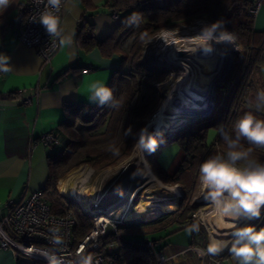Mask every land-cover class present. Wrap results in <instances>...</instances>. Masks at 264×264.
I'll use <instances>...</instances> for the list:
<instances>
[{"label":"trees","instance_id":"16d2710c","mask_svg":"<svg viewBox=\"0 0 264 264\" xmlns=\"http://www.w3.org/2000/svg\"><path fill=\"white\" fill-rule=\"evenodd\" d=\"M251 2L252 0L106 2L111 10L117 9L123 19L111 36L97 40L91 32L82 38V46L86 50L98 47L106 56L117 54L121 56V61L107 86L112 89L113 98L103 105L100 100L95 105L84 102L67 103L65 106L67 117L59 125L66 141L62 140L60 149H52L53 155L49 157L50 174L45 195L52 191L49 202L54 214L63 216L65 213H71L74 216L76 228L73 238L76 245L89 235L94 227L93 220L89 214L84 213L78 201L58 194L56 189L58 182L60 181L58 188L60 187L64 193L66 179L79 170L73 169L74 167L86 164L97 171L104 170L131 156L146 121L163 102V97L155 84L162 81L165 73L157 64L143 59L148 43L166 27L189 24L195 18L206 17L212 24L224 21L221 29L229 30L236 44L247 49L249 55L240 72L229 79L228 87L221 88L226 92L227 98L222 104L218 123L207 124L199 131L179 138H184L186 154L183 164L174 175L171 176L168 169L159 164L158 172L166 183L183 184L182 203L180 207L166 206L159 213L142 214L130 219L131 221H127L130 225L119 227L116 233L109 235L96 255L103 256L106 264H156L153 249L146 237L174 224L186 227L192 222V215L201 206L190 203L191 194L196 189L194 181L200 164L220 150L226 151L220 134L221 126L222 133H227L234 139L232 125L245 112L251 111L257 119L264 120V114L256 111L255 107L251 108L245 104L257 90V85L251 78L264 66V32L257 33L254 29V18L248 15ZM133 12L142 14L139 26H129L125 22ZM79 34L81 35V31ZM211 129H214L217 135L209 142ZM241 143L245 147L250 146L243 139ZM252 147L253 157L264 161V147ZM114 150H118V154H115ZM71 170L74 171L69 173ZM114 243L119 249L109 253L108 247Z\"/></svg>","mask_w":264,"mask_h":264},{"label":"crops","instance_id":"0c3cea01","mask_svg":"<svg viewBox=\"0 0 264 264\" xmlns=\"http://www.w3.org/2000/svg\"><path fill=\"white\" fill-rule=\"evenodd\" d=\"M27 1L12 0L0 13V54L9 57L11 67V71L0 75V216L9 211V201H23L31 192L48 185L49 157L53 153L39 138L54 133L65 142L59 125L67 117L66 104L95 105L99 98L93 96L92 86H108L121 61L120 55L106 56L98 47L86 50L82 38L92 32L97 40H104L115 32L122 16L118 21L113 18L115 8L108 7V0H68L60 29L64 43L51 63L43 68L36 49L22 44L17 35L23 23L20 13ZM253 21L255 31L264 32V4ZM259 69L264 88V66ZM260 112L264 114V110ZM161 164L166 167L164 161ZM202 219L217 233L227 232L224 241L212 234L213 243L230 241L235 229L250 223L242 218L238 221L216 220L211 216ZM260 228H264V221L257 229ZM146 238L152 244L156 264H215L217 261L237 264L228 248L219 253L208 251L209 239L200 220H192L186 227L174 224ZM116 251L115 246L109 252ZM0 264L35 262L3 249L0 241Z\"/></svg>","mask_w":264,"mask_h":264},{"label":"clouds","instance_id":"9594fccd","mask_svg":"<svg viewBox=\"0 0 264 264\" xmlns=\"http://www.w3.org/2000/svg\"><path fill=\"white\" fill-rule=\"evenodd\" d=\"M11 3L12 0H0V13ZM60 4L61 0H46L45 8L39 14V22L50 35H60V17L56 15ZM141 20L142 14L133 12L125 22L129 26H139ZM224 23L216 21L203 31L202 39L205 44L212 40L216 30L221 29ZM233 39L232 33L226 29L221 30L219 41L231 42ZM8 60L9 57L0 54V72L11 71ZM92 87L93 96L99 98L101 105L112 100L113 92L109 87L102 84H94ZM256 98L260 101L256 111L264 110V91L258 92ZM222 129L223 126L220 128V134L226 151L209 156L199 167L200 181L207 189L205 198L212 202L221 220L224 217L234 221L241 218L248 221L260 218L264 209V161L253 157L252 146L264 147V120L257 119L251 111L245 112L232 125L234 139L227 133H222ZM241 139L247 141L250 146L245 147ZM156 143L153 133H149L147 128L141 130L138 147L154 150ZM114 152L118 154V150ZM240 162H243L242 166ZM231 237L230 241L214 243L208 251L219 253L228 248L237 264H264V228L258 230L255 224L249 223L235 229ZM51 264H58V261L53 259Z\"/></svg>","mask_w":264,"mask_h":264},{"label":"rangeland","instance_id":"374dc122","mask_svg":"<svg viewBox=\"0 0 264 264\" xmlns=\"http://www.w3.org/2000/svg\"><path fill=\"white\" fill-rule=\"evenodd\" d=\"M117 10V9H116ZM206 17H200V18H195L193 19L191 22H189V24H179L176 26H170V27H166L164 28V30H162L161 32H159L155 38L148 43L147 47H146V52L144 54L143 59L147 62H153L155 64H157V66H159L165 73V76L163 77L161 82H158L155 84V86L159 89L160 91V95L163 97V102L162 104L165 102V95L168 92V89H170L171 87H173V85L175 84V82H177L180 78L179 73L181 72L180 69L176 68V66H174V64H171L170 62H167V60L164 57H158L156 55V51L158 49V47L163 43H165V41L167 40L166 37H171V38H176L179 37V35H183V34H196V33H201L202 29H206L208 26H210L211 24L208 23L205 19ZM206 21V22H205ZM141 28H144V26H141ZM222 29H218L216 30L215 34L217 36L220 35ZM227 30V29H226ZM229 32V30H227ZM230 33V32H229ZM214 34V35H215ZM249 53L248 50L245 49L243 46H239L238 48V52H233V56L230 57V65L228 66V73L225 77V79L222 82L217 83L218 85L216 86V88H214V90L211 91L210 94V102L211 104H213L212 109L207 110V113L198 115L196 117H194L192 120L188 121V123H186L185 125H182L181 127L175 129V131L173 132L172 135H165V136H160V137H155V140L157 141L156 146L154 148V150L149 149L144 147V149H146V151H144V156H145V163L144 166H149L152 170V173L155 174L158 183L155 181L153 183V185L157 186V187H161L162 184H164L167 187H175V186H179L181 188V201L177 204L179 205L178 207H180V203H182L183 200V194H184V187L183 184H168L166 183L161 177L160 174L158 172V168H159V164H161V161L166 165V167H164L165 169H168L169 174L172 176L174 175L177 170L179 169V167L183 164L184 162V157L186 154L185 151V147H184V138H181L182 136L185 135H189L191 133H194L196 131H199L201 128L205 127L207 124L209 125H215L218 123L219 121V115L220 112L222 110V104L224 103L225 99L227 98L226 92H223L221 88H227L228 87V82L229 79L233 76H235L238 72H240V69L242 68V66L247 62V57H248ZM260 72L258 71L256 74H254L251 78L252 82L256 83V94L253 95V97L249 98L245 104L248 107L251 108H256V104L257 102H259L256 98V95L258 92L260 91H264L263 88V81L260 78ZM162 104L160 105V107L156 110V112L150 116V118H148V120L146 121V125L145 128H147L149 133H154L155 130V124H153V118L155 117L156 113L159 112ZM263 112V110H261ZM264 116V115H263ZM144 128V129H145ZM141 133V132H140ZM140 133L138 135V140L140 138ZM217 135L216 131L214 129H211L209 131V142H211L212 140H214L215 136ZM177 139V140H176ZM138 140L136 142V144L133 147V151L132 154L129 158L122 160L121 163L112 166L108 169H100V170H95L93 169L91 166L89 165H84V166H80V167H74L73 169L77 170H82L84 169V171H86V174H84V178L81 180H76L74 187L77 190V192H81L84 197H85V202L82 203L85 207L87 206V201L91 202L92 200H96L97 202H108L109 200L111 201L112 198H117L115 196H120L123 195L124 192H127L129 189V184L132 183V180L134 179L135 174L138 173L139 166L141 164V152L138 149ZM176 140V141H175ZM158 149V150H156ZM156 150V152H154ZM219 152L223 153L222 150H220ZM241 163V162H240ZM243 163H241L242 166ZM162 165V164H161ZM168 165V166H167ZM78 170V171H79ZM74 170H71L69 173H71ZM77 171V172H78ZM77 172H75L74 174H76ZM68 173V174H69ZM66 174V175H68ZM89 174V175H88ZM65 175V176H66ZM64 176V177H65ZM74 175L69 176L66 181L72 177ZM160 180V181H159ZM65 181V184H66ZM160 182L162 184H160ZM60 181L58 182L56 189L58 190V194H60L61 196L63 195L64 197H67L68 195L65 193V184H64V193L62 191V189L59 186ZM194 183L196 184V189L194 190V193L191 194V202L193 204L197 203V200L201 201L202 204H200L201 206H199L200 208H198V211H196L194 214H198V220H200V224L203 226L204 230L206 231L207 234V238L209 239V245L213 246V235H215L216 237L218 236V238H220L219 240L224 241V239L226 238V234L227 232L223 231L222 234L217 233L216 231L213 230V228H209L207 227L204 219H202V217L204 216V214L206 215H210V209L212 210V202L210 200H207L204 195V186L202 185L200 178H199V172L198 175L196 176V179L194 181ZM190 185V184H189ZM151 186L149 183L145 184L143 186H140V188L136 189L133 192V195L136 197H144V198H148L150 197V201H156L154 196L157 195L158 192H156V190L151 189ZM61 189V191L59 190ZM51 193L52 191L50 190V193H47L45 195V199L46 201H50L51 198ZM129 193H132L129 191ZM165 194V193H162ZM80 196V193H79ZM70 197V196H68ZM72 198V197H71ZM73 200L78 201L77 198L74 199V197L72 198ZM80 199V198H79ZM174 200V197L169 196L166 199V201H168V204H171ZM80 203V201H78ZM81 205V203H80ZM197 205V204H196ZM82 208V206H81ZM174 209V208H173ZM170 209V210H173ZM170 210H166V211H170ZM175 212V211H173ZM172 212V213H173ZM199 212V213H198ZM193 214V215H194ZM264 209H262V215L260 218L251 220L250 223L251 224H255L256 227L258 228V226H260V224L264 221ZM126 216V211L124 210L119 216L113 218V220H111L109 222V228H111V230L117 226L118 228L120 227H125L127 225H130L129 222L127 221H131V220H127L125 222ZM206 218H208L207 216H205ZM214 219L218 220L219 218H217L215 215L211 216ZM138 219V218H137ZM134 219V220H137ZM142 220V219H139ZM231 220V219H230ZM204 224V225H203ZM216 232V233H215ZM213 234V235H212ZM150 238L154 237V234H150V236H148ZM114 250V249H113ZM224 254V253H223Z\"/></svg>","mask_w":264,"mask_h":264},{"label":"built area","instance_id":"2783aa9c","mask_svg":"<svg viewBox=\"0 0 264 264\" xmlns=\"http://www.w3.org/2000/svg\"><path fill=\"white\" fill-rule=\"evenodd\" d=\"M67 1L61 0L59 10L56 12V15L60 17V29ZM263 4L264 0H252L248 8V15L255 18ZM45 5L46 0H28L23 7L24 10L20 13L23 23L17 30L19 41L29 48L36 49L42 58L43 68L51 63L62 45L61 30L59 36L50 35L39 22V14L44 10ZM112 15L117 21L121 18L116 9L113 10ZM205 19L210 23L207 18ZM210 24L212 25V23ZM204 30L203 28L202 31ZM232 42L235 46L234 51L238 52L239 46L236 44L235 38ZM3 74L4 72H0V75ZM25 102L30 103L31 101L26 100ZM39 141L53 150H58L62 146V140H59L54 133L42 135ZM45 193L46 187L37 192H31L23 201L11 200L7 203L9 211L0 216L2 248L10 249L19 256L30 258L35 264H51L53 259L58 261V264H106L103 256L96 255V252L100 250L102 243L110 237V234L118 231L117 226L111 230L108 225L123 211H115L112 214L93 211L105 209L113 198L107 203L92 200L88 209L81 204L84 213L89 214L92 218L94 227L85 240L76 245L73 238L76 228L74 216L71 213H65L63 216L54 214L51 202L45 199ZM79 193L81 194V192ZM197 218L198 214L192 215L193 221L198 220ZM151 245L149 243V246ZM115 246L117 247L115 243L110 245L108 251ZM215 264L222 263L217 261Z\"/></svg>","mask_w":264,"mask_h":264},{"label":"bare ground","instance_id":"6f19581e","mask_svg":"<svg viewBox=\"0 0 264 264\" xmlns=\"http://www.w3.org/2000/svg\"><path fill=\"white\" fill-rule=\"evenodd\" d=\"M203 31L199 34H183L179 37L171 38L166 37L165 43L158 47L156 55L158 57H164L167 62L174 64L176 68L180 69V78L173 87L168 89L165 95V102L162 104L158 113L153 118V124H155L154 136L160 137L165 135H172L175 129L181 127L192 120L199 114H203L210 107V94L212 90L213 81L218 78L223 70L227 67L230 61L232 51L235 46L233 42L219 41V36L213 35L211 41L205 44L202 39ZM230 65V64H229ZM138 149L141 152V164L139 171L135 174L132 183H130L127 192L123 195L113 198L105 209L93 211L95 213L105 212L106 214H112L115 211H126L124 222L133 219L139 215L149 213H159L166 206H177L181 201V188L179 186L167 187L160 182L161 187L153 185L158 180L151 168L147 165L144 166L145 156L143 146H139ZM144 162V163H143ZM86 174L84 169L79 170L74 176L70 177L65 184V193L78 199L80 203H84L85 197L77 192L74 187L76 180L83 179ZM89 175V174H88ZM160 181V180H159ZM150 184L151 189L156 190L157 195L154 196L156 201H150V197H135L133 192L145 184ZM132 192V193H129ZM165 193V194H162ZM172 196L174 200L171 204L166 201L167 197ZM207 189L204 188V197H206ZM67 196V197H68ZM80 198V199H79ZM87 201L86 208H89ZM210 209V215L204 214L203 217L215 215L221 220L215 211L213 205ZM119 208L118 210H116ZM93 210V209H92ZM229 217H224L223 220L232 221ZM244 219V218H242ZM234 221V220H233Z\"/></svg>","mask_w":264,"mask_h":264},{"label":"water","instance_id":"95a60500","mask_svg":"<svg viewBox=\"0 0 264 264\" xmlns=\"http://www.w3.org/2000/svg\"><path fill=\"white\" fill-rule=\"evenodd\" d=\"M233 52L235 53V51H232V55L230 56V57H232L233 56ZM231 60V59H230ZM229 64H230V61H229V63L227 64V67L223 70V72L221 73V75L218 77V78H216V80L215 81H213V83H212V90H214V88H216V86L218 85L217 83H219V82H222L224 79H225V77H226V75H227V73H228V71H227V69H228V66H229ZM211 90V91H212ZM212 106H213V104H211L210 105V107H208L209 109H212ZM205 113H207V111L205 112ZM205 113H203L204 115H205ZM199 115H201V114H199ZM197 205L198 204H202V202L201 201H199V200H197V203H196ZM259 227V226H258Z\"/></svg>","mask_w":264,"mask_h":264}]
</instances>
